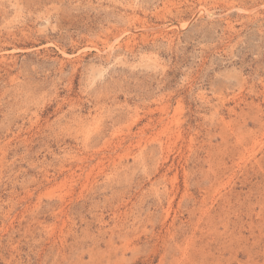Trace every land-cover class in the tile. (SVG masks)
Segmentation results:
<instances>
[{
  "label": "rangeland",
  "instance_id": "rangeland-1",
  "mask_svg": "<svg viewBox=\"0 0 264 264\" xmlns=\"http://www.w3.org/2000/svg\"><path fill=\"white\" fill-rule=\"evenodd\" d=\"M0 264H264V0H0Z\"/></svg>",
  "mask_w": 264,
  "mask_h": 264
}]
</instances>
